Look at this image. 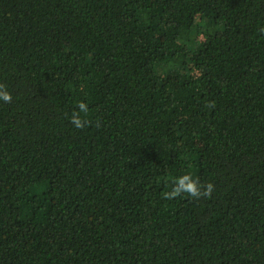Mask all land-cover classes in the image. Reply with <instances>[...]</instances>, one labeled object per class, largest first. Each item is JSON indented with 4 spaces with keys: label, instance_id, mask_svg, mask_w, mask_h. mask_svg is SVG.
I'll return each mask as SVG.
<instances>
[{
    "label": "trees",
    "instance_id": "16d2710c",
    "mask_svg": "<svg viewBox=\"0 0 264 264\" xmlns=\"http://www.w3.org/2000/svg\"><path fill=\"white\" fill-rule=\"evenodd\" d=\"M0 84V264H264V0H0Z\"/></svg>",
    "mask_w": 264,
    "mask_h": 264
},
{
    "label": "clouds",
    "instance_id": "9594fccd",
    "mask_svg": "<svg viewBox=\"0 0 264 264\" xmlns=\"http://www.w3.org/2000/svg\"><path fill=\"white\" fill-rule=\"evenodd\" d=\"M0 100L5 103L12 102V95L7 90L4 84H0ZM214 102L209 105L213 107ZM79 112H73L70 118V122L78 129H82L86 126L88 121L81 118V113L87 114L88 106L81 102L77 106ZM214 191V185L212 183L201 184L198 178H194L193 175L188 172L182 176L176 177L172 181V188L170 191L163 193V198L166 200H172L181 197L183 194H187L189 197L199 199L202 197L210 198Z\"/></svg>",
    "mask_w": 264,
    "mask_h": 264
},
{
    "label": "rangeland",
    "instance_id": "374dc122",
    "mask_svg": "<svg viewBox=\"0 0 264 264\" xmlns=\"http://www.w3.org/2000/svg\"><path fill=\"white\" fill-rule=\"evenodd\" d=\"M181 109H182V108H181ZM181 109H180V110H181ZM180 118H181V117H180ZM181 119H186V118H181ZM186 120H187V119H186Z\"/></svg>",
    "mask_w": 264,
    "mask_h": 264
}]
</instances>
